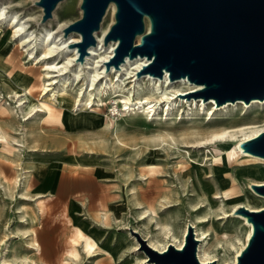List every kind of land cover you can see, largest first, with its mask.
Listing matches in <instances>:
<instances>
[{"label": "rangeland", "instance_id": "obj_1", "mask_svg": "<svg viewBox=\"0 0 264 264\" xmlns=\"http://www.w3.org/2000/svg\"><path fill=\"white\" fill-rule=\"evenodd\" d=\"M20 1L0 0V5L9 6L6 8L9 14L18 12L25 18L41 16L42 19L43 8L36 4L39 0H27L25 9L10 3ZM82 1H61L54 10H58V17L53 26L57 21L70 25L80 20ZM107 14L108 10L101 25L106 21L109 31L115 23V16L107 19ZM40 22H33L30 26L29 31L34 36L42 32ZM11 31L5 20L0 21V264H3L2 256L10 264H62L63 259L69 258L67 251L73 248L77 249L78 256L69 259L70 264H143L141 259L145 255L148 261L150 258L140 242L141 235L135 232L138 237L133 233L135 228L140 231L141 224H144L147 227L141 230L144 235L161 238L159 227L171 224L176 236L181 238L186 224L205 213V209L193 211L192 206L199 200L192 195L195 194L191 187L193 178L185 180L181 177L184 170L190 169L195 176L199 172L197 167L209 168L220 164L228 166L231 169L228 175L235 179L237 172L255 166L254 161L243 157L237 140L221 153L212 146L187 150L179 144L180 148L172 146L164 150L163 144L158 145L160 142L156 140L160 132L175 131L169 127L176 124L182 130L192 126L193 123L186 122L188 115L202 107L201 98L178 95L186 93L188 90L184 89L187 86H180L181 90L177 91L169 82L157 81V86L177 101L171 124L165 123L163 109L167 107L166 102L161 104L154 119L147 113H126L121 104L105 99L104 95L105 100L98 106L96 93L92 104H76V91L88 87L89 71L95 70L94 66L87 64L86 57L79 68L83 80L77 85L73 75L77 64L69 65L63 76L51 72V77H47L46 72L50 68L46 63L52 60L36 59L38 51L31 53L30 48L20 44ZM107 50L111 51L110 48ZM69 54L72 57L74 53ZM66 60L64 55L56 62L62 66ZM77 60L75 62L81 63ZM98 72L102 74V81L108 83L109 92L118 85L124 87L125 94H130L133 102L149 84L148 77H124L121 80L114 71L108 76L101 66ZM63 78L68 80L65 94L52 97ZM47 83H52L49 85L51 89L44 92L43 87ZM26 88L32 97L23 96ZM15 91L19 97L15 96ZM43 101L51 103L53 116H48L44 110L37 111ZM178 107H181L179 112ZM204 107L206 110L201 111L199 117L205 116L211 105L205 104ZM97 108L100 110L95 112ZM211 111L220 112L214 107ZM261 115L256 125L264 124L261 121L264 115ZM27 117L29 119H25ZM201 124L202 128L208 127L205 120H201ZM118 138L127 145L121 146ZM15 140L19 146L12 144ZM148 142L151 144L149 147L144 145ZM20 178L21 185H18ZM234 189L237 195L255 198L248 185L236 184ZM21 194L30 200L21 199ZM254 205L263 207L264 200ZM240 208L226 205L225 210L230 217L218 221L221 224L218 230L211 223L202 226L211 234L205 242L216 250L217 258H220L214 264L229 263L236 254V249L229 247L220 236L222 232L227 233L237 246L245 240L249 225L236 217ZM143 210H148L150 216L142 223L140 213ZM80 231L96 241L98 247L94 253L97 255L89 257L83 252L84 241L79 236ZM31 232L36 233L34 238L40 245V253L28 248L33 236H25ZM146 244L149 246L147 241ZM25 258H28V263L24 262ZM151 263L154 262L146 264Z\"/></svg>", "mask_w": 264, "mask_h": 264}, {"label": "water", "instance_id": "obj_2", "mask_svg": "<svg viewBox=\"0 0 264 264\" xmlns=\"http://www.w3.org/2000/svg\"><path fill=\"white\" fill-rule=\"evenodd\" d=\"M63 0H39L42 22L53 17ZM111 3L115 23L104 38L118 42L107 70L119 69L126 58L146 57L150 63L138 76L150 74L171 81L186 78L203 89L193 93L217 106L228 102L264 100V0H83L82 18L64 29L65 36L80 33L78 61H84L97 41L95 32ZM145 18L151 22L146 32ZM141 36L140 43L136 38ZM74 46V45H73ZM244 151L264 157V131L242 143ZM264 196V185H253ZM253 225L252 236L236 264H264V209L241 207ZM140 237L137 233H135ZM140 242L156 264H203L197 257L199 242L190 226L183 249L170 245L164 253ZM213 264V263H211Z\"/></svg>", "mask_w": 264, "mask_h": 264}, {"label": "bare ground", "instance_id": "obj_3", "mask_svg": "<svg viewBox=\"0 0 264 264\" xmlns=\"http://www.w3.org/2000/svg\"><path fill=\"white\" fill-rule=\"evenodd\" d=\"M10 3L12 6L21 9L22 8L25 9L26 6L28 5L27 0H22L16 4L14 3L12 4V2ZM7 7L9 6L0 5V21L5 20V22L10 27V30H12L11 31L12 36L17 37L20 44L29 47L30 50L32 51L31 53H33L34 50L38 51L36 55V59L39 58L44 60L47 59L52 60V62H47V63L45 62L46 65L50 68V70H47L46 72L47 77H51L50 76L51 72H57L58 73L57 76H63L65 75L66 70H68L69 65L77 64L78 65L77 68L73 70L74 82L76 83V85L80 83V81H82L83 78L81 77V69L79 68L81 67L83 61H81V63L75 62V60H77L78 57V49L75 45L81 42L82 36L80 33L72 32L68 37L64 35L65 37H67L64 38L63 36L64 29L68 26V24H66L65 22L62 23L57 21L56 26H53L54 20H56L58 17L57 14L58 10L53 13L54 18L50 19L47 23L46 22L44 23L42 22L41 16H38L36 18H32V17L25 18L20 16L21 14L18 12L9 14L6 11ZM115 13H116V5L114 3H111L106 18L110 19V16L114 17ZM111 21H113V19ZM33 22L34 24H37L38 22L41 23L40 27L42 32H39L40 33L39 36L37 35L34 36L33 32L29 31V29L31 28L30 26L32 25ZM145 24H146V32L150 31L151 22L149 18H145ZM108 29H109V24L106 25V21H105L101 25V29L95 32L94 34L97 43L95 46L89 48V54L86 56V60H87V64L94 66L95 70L89 71L88 74L89 85L87 84L88 87L85 89L81 87L76 91L77 96L75 98L76 101L75 103L85 104V105L86 103L92 104L93 102H95L94 101L95 98L93 99V95L94 93H96L95 95H97L98 97V100L96 101L98 102L97 104L98 106H100V103L103 100L112 99L114 100L115 103H117V105L121 104L123 106V110L126 113H135V114L147 113L148 116L154 119L159 114V110L162 106L161 104L166 102L165 105H167V107L163 109V114L165 115V123L171 124L172 120L174 119L172 117L173 109L175 108L177 101H174L173 97L172 98L169 97L170 94L167 91L161 90V88L157 86V81L163 79L166 82H169L171 88H175L177 89V91L181 90L179 89L180 86H184V85L187 86V88L184 90H188V91L186 93L178 94L179 96H184L188 94L189 96H193V93L203 89L204 86L202 84H194L186 78L171 81L169 78V73L166 71L163 78L154 77L151 76L150 74L143 75V77L149 78V84L147 85V87L143 88V90L139 93L136 102H133L130 94L129 95L125 94L124 87H121L119 85L116 89L109 92L107 90L108 83L106 81L105 82L102 81V74L101 72H98V67L101 66V68L104 70V72H106L108 76H110L111 72L114 71L116 76L120 75L119 77L121 80L124 79V77L125 79H129V78L138 79L139 77L138 73L143 69L144 66L150 63V60H148L146 57H140V56L134 59H130L129 57H127L125 62L121 65L119 69L115 70L112 67L111 71L108 72V70H106L105 68L106 63L113 57L115 48L118 44V42H110L108 45L104 43V38L108 33ZM140 41H141V36H138L137 43H140ZM108 48H110L111 51L108 52L107 50ZM70 52L74 53L72 57H69ZM64 55L67 56L66 62H64L62 66H58L59 62L57 63L56 61L61 56ZM121 71L123 72L120 73ZM52 83L50 84L47 83L46 85H44L43 87L44 92H46L48 88H50L49 85H51ZM67 84H68V80L66 78H63L57 91L54 92V94H52L51 96L55 98L56 94L59 93L65 94V91L67 90ZM83 84H81V86H83ZM102 89L105 90V92H102ZM103 95L106 96L105 99L103 98ZM15 96L19 97V93H17L16 91H15ZM23 96L25 98L32 97L31 92L28 88H26L25 94ZM201 99L200 101H202V107L200 109L197 108V111L193 112L192 114H189L187 117L188 120L186 122L193 123V125L186 126V128L183 130L179 129L180 128L179 124L170 126L169 128L175 131L160 132V134L158 135L159 141L156 140L157 142H160L158 145L163 144L161 147L164 150H167L168 147L171 148L172 146L180 148L179 144H182L181 147L187 150L189 148L192 149L194 147L208 148L212 146V147H217L221 153L223 152V150H227L231 148L233 142L237 140L239 142V147L243 154V157L250 158L252 161H254L255 166L250 169L247 168L248 170L244 172H237L235 175V179H233V177L231 178L228 175L231 169L228 168V166L220 165V164H213L209 168L197 167V171L199 172H197L195 176H193V173L192 171H190V169L184 170V172L181 173V177L185 180L189 178H193L191 187L193 188L195 194L192 195H195L199 200L197 204L192 206L193 211H200L202 209H205V213L196 216L191 223L186 224V226L182 231L181 238H178L176 236L174 232V228L171 224H167L165 226L159 227V229L161 230L159 232V235L161 234V238H159L158 236L153 238L151 236L149 237L148 235H144L143 232L141 231L142 228L144 230L147 229V227L144 224H141L140 231L135 228L133 233L135 232L139 233L142 239L144 241H147L149 247H151L153 250H156L160 253H164L165 251H167L170 245L175 246L177 249H183L185 245V239L188 233V229L191 226L194 230L195 239L199 242L197 249V257L199 261L203 264H211V263L214 264L215 262L220 261V258H217V254L215 253L216 250H213V247L208 246V243L205 242V240H207L209 235L211 234H209V230H204L202 226L206 223H211V225H213L218 230L221 225L220 223H218V221L230 217V214H228V212L225 210V206L228 204H232L234 207L237 208L244 207L249 211H261L264 209V206L262 207V206L254 205L255 202L262 199L264 200V196L259 194L253 189V185H264V167H263L264 157L250 154L244 151V149L241 146L242 143H244L245 141L258 136L260 133L264 131V124L262 126L256 125V121L260 117H262L261 114L264 115V100L254 99L250 103H246L244 101H236L233 103L228 102L224 105L217 106L214 99H210V101L208 102ZM64 101L66 100L64 99ZM205 104L211 105V107L207 109L206 111L207 114L205 116L199 117L201 111L204 112V110H206V107H204ZM49 105H51L49 101H43L38 106L39 109L37 111L42 112L44 110L45 113L48 114V116H53V111H51ZM241 105L242 107H240ZM74 106L75 105H73V107ZM28 107L32 108V105H29ZM91 107H93V105H91ZM213 107L220 112L219 113L212 112L211 109ZM180 109L181 107H178V112L180 111ZM99 110L100 108H97L94 111L98 112ZM7 111L9 110L7 109ZM59 117L60 114H58V118H57L58 120ZM25 119H29V117ZM201 120L207 121L208 127L202 128L203 125L201 124ZM261 121L264 122V118ZM117 141L120 143L121 146L127 145L119 138L117 139ZM12 144L14 146H19L17 140L13 141ZM133 145H137V143H134ZM144 145L149 147L151 144L148 142L147 144ZM204 175L206 176L204 177ZM211 177L212 179L210 181H206V182L204 181V179ZM21 181L22 179L20 178L18 180L19 182L18 185H21ZM236 184L248 185L255 198L252 199L249 196L237 195L236 190L234 189ZM21 195H22L21 199L30 200V198L25 194H21ZM140 209H142L141 206ZM148 213H149L148 210H143L140 213V222L143 223V221L149 218L150 215ZM236 217L240 219H244L246 221V223L249 225V231L245 237L244 242H242L240 246L234 244V242L229 239L227 233L222 232L220 234V236H223L224 242L229 247L236 249V254L233 257V260L226 264H236L238 262L239 255L246 248L253 233V225L248 221L247 216L241 213H237ZM26 234L27 235L25 237L33 236L31 242H28V248L32 249L36 253H40L41 251L40 245L34 238L36 237V233L31 232ZM215 234L217 235L218 233L216 232ZM79 236L84 241L82 242L83 252L89 255V257H93L97 255V253H94L98 247L96 241L94 240L92 241L90 237H85L82 231L79 232ZM217 237L218 239L219 238L222 239L219 236ZM66 256H68L69 258L63 259L62 264H70L68 260L71 258H76V256H78L77 249L73 248L70 251L68 250ZM27 261L28 258H25L24 262L28 263ZM141 261L143 264L150 263V261H148V256L146 255L144 256V258L141 259ZM2 263L10 264L9 260L6 259L5 256H2Z\"/></svg>", "mask_w": 264, "mask_h": 264}]
</instances>
